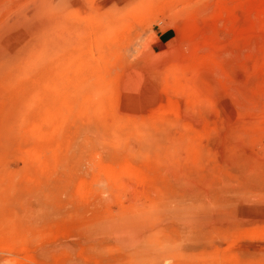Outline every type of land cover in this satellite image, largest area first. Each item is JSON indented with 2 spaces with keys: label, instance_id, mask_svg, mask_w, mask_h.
Here are the masks:
<instances>
[{
  "label": "rangeland",
  "instance_id": "rangeland-1",
  "mask_svg": "<svg viewBox=\"0 0 264 264\" xmlns=\"http://www.w3.org/2000/svg\"><path fill=\"white\" fill-rule=\"evenodd\" d=\"M0 264H264V0H0Z\"/></svg>",
  "mask_w": 264,
  "mask_h": 264
},
{
  "label": "bare ground",
  "instance_id": "bare-ground-1",
  "mask_svg": "<svg viewBox=\"0 0 264 264\" xmlns=\"http://www.w3.org/2000/svg\"><path fill=\"white\" fill-rule=\"evenodd\" d=\"M56 16V15H55ZM124 22V21H123ZM154 22V21H153ZM59 26V25H58ZM53 27L51 26H46L45 28L43 29H40L36 30V41L35 44H34V48H33V51L31 52L32 53V59H34L33 61H35V58L34 57H39L41 60H38L36 61V63H43L45 61V55L42 56V54H44L45 52L48 53V52H51L52 53V50H53V46H54V42H52L51 40H49L45 35H46V32L48 30H51ZM35 40V39H34ZM41 53V54H40ZM160 53V52H159ZM29 56V55H28ZM29 57V58H30ZM78 60V59H77ZM25 62V61H24ZM82 62V61H80ZM80 62H78L79 64H81ZM26 63V62H25ZM21 64V63H20ZM74 65V64H73ZM82 65V64H81ZM83 66V65H82ZM77 68V66H75ZM79 70L77 72L80 71V67H78ZM81 71H82V68H81ZM80 71V72H81ZM85 72V70H84ZM52 116L49 112H47L46 114H44V122H47V120L51 119ZM48 123V122H47ZM123 168L125 170H128V166H127V169L125 167H122V169L120 170V173L121 171L123 170ZM107 170V169H106ZM110 170V169H109ZM130 170V168H129ZM108 171V170H107ZM132 171V170H131ZM110 172V171H109ZM113 172V171H112ZM130 172V171H129ZM133 172V171H132ZM128 173V172H124V173H121L120 175H116L115 173H113V175H109L111 176V180H113L115 183L116 182H120V183H129L130 181H139V177L134 175L133 173ZM136 172V171H135ZM119 173V172H118ZM115 174V175H114ZM137 174V173H136ZM107 176H108V173H107ZM142 181V180H141ZM112 183V182H111ZM140 183V182H139ZM126 186V184H125ZM129 185H127L126 187H128ZM144 187V186H143ZM29 260V259H28Z\"/></svg>",
  "mask_w": 264,
  "mask_h": 264
}]
</instances>
